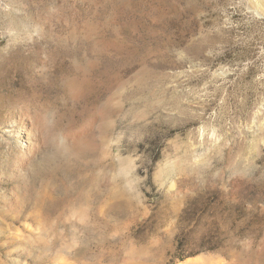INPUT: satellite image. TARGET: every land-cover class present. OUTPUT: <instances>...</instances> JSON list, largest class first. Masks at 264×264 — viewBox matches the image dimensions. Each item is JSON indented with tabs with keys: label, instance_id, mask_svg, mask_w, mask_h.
I'll use <instances>...</instances> for the list:
<instances>
[{
	"label": "rangeland",
	"instance_id": "obj_1",
	"mask_svg": "<svg viewBox=\"0 0 264 264\" xmlns=\"http://www.w3.org/2000/svg\"><path fill=\"white\" fill-rule=\"evenodd\" d=\"M0 264H264V0H0Z\"/></svg>",
	"mask_w": 264,
	"mask_h": 264
},
{
	"label": "bare ground",
	"instance_id": "obj_2",
	"mask_svg": "<svg viewBox=\"0 0 264 264\" xmlns=\"http://www.w3.org/2000/svg\"><path fill=\"white\" fill-rule=\"evenodd\" d=\"M53 145L56 147V149L58 150V153L62 159V163L66 166V171L67 172H70L71 168L69 167L71 164H74V163H78L77 159L80 160V158L82 156H84L86 153H89V151L95 147V145L93 144L94 142H92L91 140L89 139H79L78 137L76 136H73L71 134H67L65 137H64V140H56L55 139H51ZM58 156V155H57ZM59 158V156H58ZM73 161V162H72ZM61 163V164H62ZM64 166V167H65ZM63 167V168H64ZM62 168V167H61ZM55 169V168H54ZM73 170V169H72ZM75 172H70L71 173V176L72 174L73 175H78L80 173H82L81 171V167H78L76 168V170H74ZM50 173V172H49ZM75 173V174H74ZM53 174V173H52ZM69 174V173H68ZM54 175V174H53ZM82 175V174H81ZM83 177V176H82ZM80 177L79 175V178H78V181H79V186H77V189L76 190H79L77 191V196L76 199L77 201H83L86 202L88 201L89 199H91V201L96 199L97 202L99 201V178L98 177H93L91 178V181L90 182V191L89 192H85L84 190H80L82 188L83 185H85V181H84V178ZM92 177V176H90ZM52 178V177H50ZM70 178V176H69ZM111 178V177H110ZM53 179V178H52ZM90 180V179H89ZM48 181V180H47ZM87 182V180H86ZM88 182V183H89ZM62 183L65 185L64 187L68 188V186L70 185L69 182H68V179L67 178H64ZM46 184V183H45ZM61 184V183H60ZM47 186V185H46ZM88 186V185H87ZM48 187V186H47ZM66 192V191H65ZM114 192V191H113ZM115 194V193H114ZM113 193L111 194V196L114 195ZM38 196V195H37ZM39 197V196H38ZM60 198V197H59ZM90 201V203H91ZM74 203V202H73ZM80 203V202H79ZM97 205V204H96ZM60 206V205H59ZM81 206V205H80ZM69 207V205H68ZM65 208V207H64ZM89 208V205L87 206V209ZM48 247V245H47ZM46 246H44V249H47ZM43 248V247H42ZM131 252V251H130ZM131 254V253H130Z\"/></svg>",
	"mask_w": 264,
	"mask_h": 264
}]
</instances>
